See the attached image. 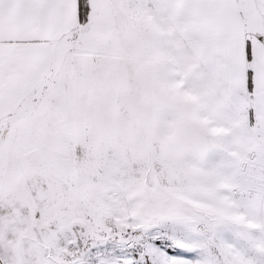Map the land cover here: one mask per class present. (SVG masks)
Listing matches in <instances>:
<instances>
[{
	"label": "snow or ice",
	"instance_id": "6c2138e0",
	"mask_svg": "<svg viewBox=\"0 0 264 264\" xmlns=\"http://www.w3.org/2000/svg\"><path fill=\"white\" fill-rule=\"evenodd\" d=\"M0 264H264V0H0Z\"/></svg>",
	"mask_w": 264,
	"mask_h": 264
}]
</instances>
